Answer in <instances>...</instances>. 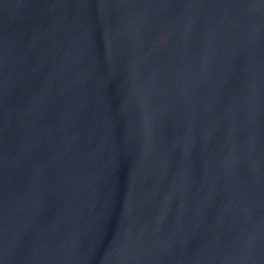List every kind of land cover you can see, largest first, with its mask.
I'll return each instance as SVG.
<instances>
[{"label":"water","instance_id":"water-1","mask_svg":"<svg viewBox=\"0 0 264 264\" xmlns=\"http://www.w3.org/2000/svg\"><path fill=\"white\" fill-rule=\"evenodd\" d=\"M0 264H264V0H0Z\"/></svg>","mask_w":264,"mask_h":264}]
</instances>
